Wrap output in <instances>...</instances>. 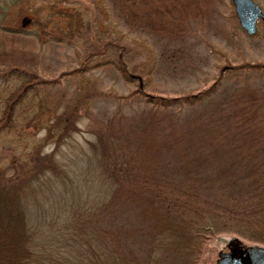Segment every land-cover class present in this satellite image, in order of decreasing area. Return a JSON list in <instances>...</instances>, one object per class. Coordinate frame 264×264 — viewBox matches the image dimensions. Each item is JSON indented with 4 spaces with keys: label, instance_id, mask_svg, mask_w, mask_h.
<instances>
[{
    "label": "rangeland",
    "instance_id": "374dc122",
    "mask_svg": "<svg viewBox=\"0 0 264 264\" xmlns=\"http://www.w3.org/2000/svg\"><path fill=\"white\" fill-rule=\"evenodd\" d=\"M22 1L0 0V261L215 264L232 238L264 248V189L239 162L264 139L235 130L230 98L264 96V72L230 69L264 65V20L248 37L231 0H62L82 16L72 29L55 0ZM218 77L205 102L152 106ZM206 157L190 185L184 159Z\"/></svg>",
    "mask_w": 264,
    "mask_h": 264
},
{
    "label": "trees",
    "instance_id": "16d2710c",
    "mask_svg": "<svg viewBox=\"0 0 264 264\" xmlns=\"http://www.w3.org/2000/svg\"><path fill=\"white\" fill-rule=\"evenodd\" d=\"M23 1L26 2L27 4L31 5V3H30L31 1H29V0H23ZM23 1H22V4H24ZM55 2L57 3V6H55V7L52 6V10L50 13L51 14L56 13L58 15L59 22L63 21V19H65L66 21H70V25H71L72 29L77 27L78 24L81 23V19H82L81 17L82 16H81V14H79L78 10L74 11V9H73V10H71V12H67L66 10L63 11L62 5H59V2H62V0L61 1L55 0ZM68 4L74 5L75 3L71 0H69ZM25 15L27 16L28 14L25 12ZM53 15H55V14H53ZM3 20L4 19H2V21ZM52 25L54 28H61L60 23L56 22L55 24L52 23ZM162 26H164V25H161L160 28ZM2 27L8 28L5 25H2ZM1 29H3V28H1ZM60 31H62V29H60ZM163 31H164V34H161L160 37H162L163 39H166V40H176V39H180L181 37L184 36L183 31L178 33L176 29H170L166 33H165V30H163ZM70 35H73V34L71 33ZM73 36H75V35H73ZM121 64L118 63V65L121 67L118 70L119 72H123L124 71L123 69H125L123 66H121ZM230 69L233 72H235V75L239 79L242 76L241 73L242 72L244 73L246 71H249L248 72L249 74H255V78H256V76L260 77V74L264 72V65L244 66V67L230 68ZM225 71H226V68L223 69V73ZM227 73H229V72L227 71L225 74H227ZM129 78L131 80H133V76H129ZM247 78H248V76L247 77L243 76L244 80H246ZM222 79L220 77H218L216 79L214 85L211 86V88H209L206 91L199 93L198 94L199 96H197L196 98L191 96V97L182 98L181 100L176 99L175 101H172V102L163 101L161 103H157V105H159V106H155V105H152V106L154 108L158 107L160 109L166 110L169 107H178L179 108L180 106H185V105H187L189 107L194 106V105H198V104H200L201 101L205 102L206 99L208 100L209 98L212 97L213 93H215L218 90V88L221 87V85L223 83ZM217 84H219V85L215 88V86ZM244 85L249 86L246 83H244ZM230 98L232 100H234L233 103L235 105L239 106L238 113L235 116L231 117L232 121L234 119H236L235 122L232 123L235 130L239 133L242 132V137H244V138L247 136L254 137V131H255V133L258 135V137H262L264 139V112L262 110H260V107H263V104H264V96L261 95L260 90L245 87V88L239 90L238 93L234 94ZM152 102H153V104H155L153 100H152ZM148 103H150V102H148ZM150 105H151V103H150ZM250 123L255 128H256V125H254V123L258 124L256 130H255V128H252V129L247 128V125ZM236 125H239V126L235 127ZM228 126H231V124ZM228 126H226V128H228ZM219 135H222V133L219 132ZM249 142H251V140H249ZM257 143H261V142L257 141V142L251 143V144L256 145ZM250 146H252V145H250ZM184 156H185V154H184ZM256 156L257 157L259 156L260 159H257ZM250 157L247 154L246 156H243V158L241 157L239 160L240 163H243L242 168L245 170V174L242 172V175L244 176V178L246 177L245 180L247 181L248 186H249L250 180H251L252 184L253 185L255 184V186L258 187V188H256V190L259 194V193H261V188L264 189V166L261 164V162L264 164V148L257 149L256 154L252 155ZM187 158L184 159V170H185L184 171V180L186 179L189 182V184L192 186H194L196 184L198 185L200 180L195 182L193 175H195L196 172L199 170H201V171H204V170L212 171L213 169L208 168V165H209L211 160H207V157L203 160H200V161L187 159ZM107 168H105V169H107ZM108 170L113 172L112 168H108ZM256 173H259V176H256L255 175ZM228 175H229V172H228ZM232 175H233V177H229V178H233V181H235V182L240 181L239 176L234 177L233 170H232ZM204 179H208V177H206ZM242 191H238V192L240 193ZM252 199L253 198L251 197L250 198L251 201L249 200L250 204L254 203V201ZM196 204H197V206H200V203H196ZM201 205H202V203H201ZM247 210L251 214V213H254L255 208L251 205L247 208ZM188 219L192 223L191 226L196 225L195 222H192L193 218L189 217ZM238 220H240V219H238ZM3 258H6L7 262L0 261V264H8V263L14 264L15 262L17 263V259L16 260L13 259V257L11 255H5ZM0 259H2V258H0Z\"/></svg>",
    "mask_w": 264,
    "mask_h": 264
},
{
    "label": "water",
    "instance_id": "95a60500",
    "mask_svg": "<svg viewBox=\"0 0 264 264\" xmlns=\"http://www.w3.org/2000/svg\"><path fill=\"white\" fill-rule=\"evenodd\" d=\"M231 4L239 27L248 37L255 36L256 22L264 20L259 6L252 0H231ZM239 245L238 239H230L228 253H219L215 264H264V248L254 246L240 249Z\"/></svg>",
    "mask_w": 264,
    "mask_h": 264
},
{
    "label": "flooded vegetation",
    "instance_id": "af4514ba",
    "mask_svg": "<svg viewBox=\"0 0 264 264\" xmlns=\"http://www.w3.org/2000/svg\"><path fill=\"white\" fill-rule=\"evenodd\" d=\"M239 248L242 249L240 246H239ZM226 252H227V250H226ZM247 264H248V262H247Z\"/></svg>",
    "mask_w": 264,
    "mask_h": 264
}]
</instances>
